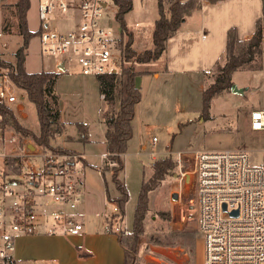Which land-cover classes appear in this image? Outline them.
Segmentation results:
<instances>
[{
    "label": "rangeland",
    "instance_id": "obj_1",
    "mask_svg": "<svg viewBox=\"0 0 264 264\" xmlns=\"http://www.w3.org/2000/svg\"><path fill=\"white\" fill-rule=\"evenodd\" d=\"M16 1L0 0V57L11 63L17 61L16 51L23 43L14 6ZM39 1L31 0L27 14L29 27L33 31L44 27L39 17ZM165 5H169L168 0ZM260 7V0H228L193 11L188 16L184 31L173 44H168L166 50L170 53L167 54L165 50L157 64H153L152 73L157 69V72H161L160 76L150 72L136 77L142 98L136 105L132 121L133 135L122 157L124 168L119 173L129 192L125 213L120 219L130 229L142 184L153 173L152 164L172 155L171 152L244 148L249 152L253 164L264 165V130H254L250 125L251 111L264 107V53L257 56L252 67L234 72V82L245 89L243 93L234 92L231 88L224 89L212 99L209 112L204 110L203 100V92L214 81L218 66L226 62L228 30L232 27H236L238 32L254 30L255 20L261 15ZM116 12V3L110 2L101 19L113 38L119 37L120 31L115 19ZM159 16L158 0H133V8L126 13V20L134 30L136 50L153 46V29ZM81 19L76 8L72 14L54 12L49 23L51 28L68 31L75 28ZM204 23L212 30L208 40H202ZM262 48L264 51V42ZM62 60L66 63L65 71L58 67ZM25 64L29 71L61 72L57 90L64 128L53 143L88 155L91 164L84 166L86 191L83 206H80L87 212V219L113 213L112 208L120 191L113 180L112 170L103 172L101 167L105 163L102 154L106 149V123L102 118L105 104L97 76L81 72L78 56L73 51L65 55L44 51L40 35L31 38ZM137 67L143 68L141 65ZM0 69L7 68L1 66ZM12 107L23 126L39 131L36 106L27 95L21 109ZM79 121L89 127L86 142L79 139L76 125ZM4 130L6 135H20L10 127ZM154 137H157L156 142L153 141ZM23 140L36 148L30 136H24ZM143 144L146 146L142 147ZM154 151L155 156H152ZM30 162L40 163V155H35ZM176 163L174 172L150 193L145 228L148 236L161 238L171 229L197 228L200 237L196 252L192 254L180 239L174 244L144 241L137 253L139 264H204V239L195 215L194 185L190 177L186 182L179 179V164ZM2 167L4 162L0 155V169ZM175 192L178 199L172 198ZM167 215H170L169 219ZM79 220H83L80 214Z\"/></svg>",
    "mask_w": 264,
    "mask_h": 264
},
{
    "label": "built area",
    "instance_id": "obj_2",
    "mask_svg": "<svg viewBox=\"0 0 264 264\" xmlns=\"http://www.w3.org/2000/svg\"><path fill=\"white\" fill-rule=\"evenodd\" d=\"M110 2L115 3L40 0L43 50L63 55L73 51L83 74L117 70V38L101 22ZM76 8L82 19L75 28L65 31L50 27L54 12L72 14ZM61 62L65 60L58 67ZM25 97L26 93L10 77L9 69H0V102L18 110ZM1 120L0 115V155L19 157L21 166V171L8 176L0 187V264H15L20 235L34 234L41 228L50 234L82 232L79 209L85 171L82 153L55 152L36 143L33 150L21 135H6ZM250 125L254 130H264V108L251 111ZM156 140L154 137L153 141ZM38 154L41 162H30ZM170 154L175 155L179 164V179L185 181L190 177L194 185L195 215L204 239V264H264V165L253 164L244 148ZM114 203L113 213H106L105 229L129 233L131 229L120 219L119 205Z\"/></svg>",
    "mask_w": 264,
    "mask_h": 264
},
{
    "label": "trees",
    "instance_id": "obj_3",
    "mask_svg": "<svg viewBox=\"0 0 264 264\" xmlns=\"http://www.w3.org/2000/svg\"><path fill=\"white\" fill-rule=\"evenodd\" d=\"M158 0L160 16L155 20L153 29V46L144 50L134 48L135 33L126 20V13L133 8V0H114L117 5L115 19L119 24V37L116 39L119 64L116 71L98 74L100 94L104 95L105 109L102 113L106 123V142L108 155L102 165V171L112 170L113 180L120 191L115 200L123 217L125 204L129 199L126 185L119 177L124 168L123 155L128 149L129 141L133 135L132 121L135 116L137 103L142 98L140 87L136 83L139 74L152 73L153 64L158 61L167 48L168 40L178 31L186 16L202 7L203 0ZM216 2L217 0H209ZM262 15L257 19L256 28L248 39H241L236 27L228 30L226 44V62L219 65L211 82L203 92L204 110L209 112L212 99L224 89L231 87L232 76L238 69L252 67L257 56L263 55L264 42V0ZM31 0H17L14 4L18 18L19 31L23 36V43L16 51L17 61L11 63L0 57V67L9 69L10 77L16 86L24 91L27 98L36 106L40 128L38 132L32 131L21 124L12 106L0 102V115L2 127L13 128L22 137L30 136L34 142L44 149L55 152L74 153L75 150L58 147L53 143L55 138L63 131L64 122L61 119L60 94L57 90V81L61 72L57 71H29L26 68V50L31 38L40 35L41 28L33 31L27 19ZM143 66V68H138ZM79 139L88 141V125L82 121L76 123ZM4 167L0 169V187L8 176L21 171L19 157L9 156L3 158ZM112 163V164H111ZM175 158L170 155L156 160L152 175L143 182L137 201L134 222L129 233H121L119 240L125 251L124 264H139L137 253L140 244L150 241L157 244H174L179 239L192 254L196 252L198 229H171L164 237L147 235L145 217L149 210L150 193L156 189L167 175L174 172ZM170 215L166 218L169 219ZM168 239L169 241H165Z\"/></svg>",
    "mask_w": 264,
    "mask_h": 264
},
{
    "label": "crops",
    "instance_id": "obj_4",
    "mask_svg": "<svg viewBox=\"0 0 264 264\" xmlns=\"http://www.w3.org/2000/svg\"><path fill=\"white\" fill-rule=\"evenodd\" d=\"M223 1H228V0H217L216 2L203 0L202 7L200 9H203L204 7L207 6L221 4ZM235 1H241V0H235ZM260 1H261L260 8L262 15L263 1L262 0ZM196 11H199V9L198 10L196 9ZM261 15H259L256 18L255 22H257V19ZM188 16H186L184 22L182 23L178 31L168 40L167 47L168 44L169 46L173 44V42L176 41V38L179 36V34L184 31V26L185 23L187 22ZM204 26H205V31L204 34L202 35V40H208V35L212 33V30L206 26V23H204ZM255 28L254 30H252L251 28L250 30H247L245 32L239 31L238 32L239 37L241 39H248L255 31ZM169 53L170 51H167V54ZM169 57L170 56L168 55V58ZM155 64L157 63L155 62L154 65ZM65 70H66V66H65ZM152 74L158 77V75L160 76L161 72H157L156 69L155 72H153ZM233 76H232V80L234 82L235 80ZM259 108H264V107H259ZM104 143L106 144V149L105 152L102 154L103 161L108 155L105 135H104ZM145 146L146 144L142 145V147ZM76 152H80L83 154L84 166L91 164V162L88 159V155L86 153L81 151H76ZM83 182H84L83 187L85 192L86 191L85 175L83 178ZM81 206H83V203ZM80 210L81 212L79 214L83 217V220L81 221L84 224V228L82 232L78 234H74V235L50 234L45 232V230L41 228L40 231H38L37 233L20 235L17 238V247L15 251V264H29V263L124 264L125 251H124V247L120 243L119 235L117 233L109 232L105 229L106 214L104 213L100 217L96 216L94 217L95 219H87V212L83 209V207H81Z\"/></svg>",
    "mask_w": 264,
    "mask_h": 264
},
{
    "label": "water",
    "instance_id": "obj_5",
    "mask_svg": "<svg viewBox=\"0 0 264 264\" xmlns=\"http://www.w3.org/2000/svg\"><path fill=\"white\" fill-rule=\"evenodd\" d=\"M104 4L105 3H103V5ZM59 68H61V70H65L64 62L60 63ZM113 71H116V69H114ZM230 88H231L232 91L237 92V93H243L244 90H245L243 87H239L235 82L232 83ZM30 147H31V149H34V146H30ZM172 198L173 199H178L177 192L172 194Z\"/></svg>",
    "mask_w": 264,
    "mask_h": 264
},
{
    "label": "flooded vegetation",
    "instance_id": "obj_6",
    "mask_svg": "<svg viewBox=\"0 0 264 264\" xmlns=\"http://www.w3.org/2000/svg\"><path fill=\"white\" fill-rule=\"evenodd\" d=\"M187 181V179H185V182Z\"/></svg>",
    "mask_w": 264,
    "mask_h": 264
}]
</instances>
